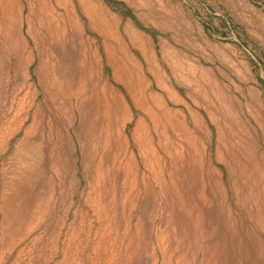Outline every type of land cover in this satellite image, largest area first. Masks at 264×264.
Instances as JSON below:
<instances>
[{"label": "rangeland", "instance_id": "rangeland-1", "mask_svg": "<svg viewBox=\"0 0 264 264\" xmlns=\"http://www.w3.org/2000/svg\"><path fill=\"white\" fill-rule=\"evenodd\" d=\"M0 264H264V0H0Z\"/></svg>", "mask_w": 264, "mask_h": 264}, {"label": "crops", "instance_id": "crops-1", "mask_svg": "<svg viewBox=\"0 0 264 264\" xmlns=\"http://www.w3.org/2000/svg\"><path fill=\"white\" fill-rule=\"evenodd\" d=\"M131 83L129 82V85H130ZM142 91L141 90H138L137 92H136V94H135V96L136 97H138V98H140V96L142 97Z\"/></svg>", "mask_w": 264, "mask_h": 264}, {"label": "bare ground", "instance_id": "bare-ground-1", "mask_svg": "<svg viewBox=\"0 0 264 264\" xmlns=\"http://www.w3.org/2000/svg\"><path fill=\"white\" fill-rule=\"evenodd\" d=\"M129 84V83H128Z\"/></svg>", "mask_w": 264, "mask_h": 264}]
</instances>
